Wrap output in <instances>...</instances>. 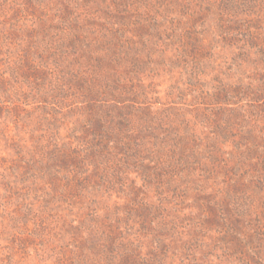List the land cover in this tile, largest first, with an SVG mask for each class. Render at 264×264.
<instances>
[{
	"label": "rangeland",
	"instance_id": "374dc122",
	"mask_svg": "<svg viewBox=\"0 0 264 264\" xmlns=\"http://www.w3.org/2000/svg\"><path fill=\"white\" fill-rule=\"evenodd\" d=\"M0 264H264V0H0Z\"/></svg>",
	"mask_w": 264,
	"mask_h": 264
}]
</instances>
